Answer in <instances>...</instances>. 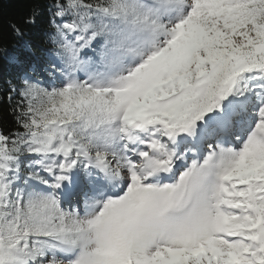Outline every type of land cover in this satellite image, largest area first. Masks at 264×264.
I'll return each instance as SVG.
<instances>
[{
	"label": "snow or ice",
	"instance_id": "6c2138e0",
	"mask_svg": "<svg viewBox=\"0 0 264 264\" xmlns=\"http://www.w3.org/2000/svg\"><path fill=\"white\" fill-rule=\"evenodd\" d=\"M25 2L0 264H264V0Z\"/></svg>",
	"mask_w": 264,
	"mask_h": 264
},
{
	"label": "trees",
	"instance_id": "16d2710c",
	"mask_svg": "<svg viewBox=\"0 0 264 264\" xmlns=\"http://www.w3.org/2000/svg\"><path fill=\"white\" fill-rule=\"evenodd\" d=\"M29 7L30 5L26 3L25 0H3V2L0 3V16H2L3 21L0 43L8 49L10 55L25 54L24 41H31L37 54L40 53V49L43 47V31L40 26L29 29L28 34L23 40L13 36L7 27L10 20L18 21ZM11 74V69L6 60H0V86H3V82L6 81ZM6 103V100L0 96V107H6Z\"/></svg>",
	"mask_w": 264,
	"mask_h": 264
}]
</instances>
